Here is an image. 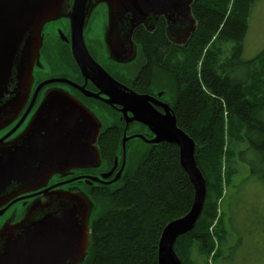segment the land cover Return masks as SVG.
<instances>
[{
  "label": "water",
  "instance_id": "1",
  "mask_svg": "<svg viewBox=\"0 0 264 264\" xmlns=\"http://www.w3.org/2000/svg\"><path fill=\"white\" fill-rule=\"evenodd\" d=\"M195 2L0 0V264H85L92 246V221L99 210L83 186L63 187L79 181L88 186L114 185L125 170L126 144L131 139L126 137L122 142L124 162L114 179L109 181L118 168L119 154L109 172L74 177L79 171L102 169L98 142L109 124H103L89 108L63 91L47 93L21 129L34 98L26 114L6 133L28 103L34 71L41 66V51L53 33V24L69 22L74 49L75 45L80 48L74 55L82 61L84 71V29L95 11L99 12L95 25L102 27L109 58L128 63L137 55L133 41L136 29L143 27L152 34L162 19L168 40L185 47L198 30ZM98 68L93 81L108 90L107 104H119L117 96L126 90V107L136 117L133 107L146 97L121 87ZM145 114L150 119L145 123L156 135L149 143L179 148L180 165L194 189L190 211L164 228L158 246V264H183L175 245L199 222L208 182L196 160L197 144L179 128L176 117H157L151 111ZM61 179L68 180L49 186Z\"/></svg>",
  "mask_w": 264,
  "mask_h": 264
},
{
  "label": "trees",
  "instance_id": "2",
  "mask_svg": "<svg viewBox=\"0 0 264 264\" xmlns=\"http://www.w3.org/2000/svg\"><path fill=\"white\" fill-rule=\"evenodd\" d=\"M256 1L196 0L193 14L198 30L181 49L168 48L162 28L152 36L138 34L150 60L144 80L152 76L154 66L176 77L179 127L196 142V160L208 182L199 222L175 245L183 264L194 262L195 248L205 259L216 257L225 239L222 230L224 238L217 239L215 246L213 238H217L218 225L212 228L223 197L221 171L228 154L226 127L240 148L247 141L257 150L256 157L264 158V52L253 60L258 64L251 71L244 68L239 81L228 69L241 62ZM211 96L213 103H209ZM98 146L102 169L77 174L95 175L110 169L121 154L118 130L109 127L100 136ZM82 186L99 210L92 221V246L85 264H158L164 228L185 216L194 200L193 186L180 165L179 148L169 144L129 158L122 178L114 185Z\"/></svg>",
  "mask_w": 264,
  "mask_h": 264
},
{
  "label": "flooded vegetation",
  "instance_id": "3",
  "mask_svg": "<svg viewBox=\"0 0 264 264\" xmlns=\"http://www.w3.org/2000/svg\"><path fill=\"white\" fill-rule=\"evenodd\" d=\"M98 16L99 12L95 11L84 29V44L87 50V57L82 59H87L83 63L84 71H82V67L80 66L82 61L79 60L78 62V59H76L74 55L75 50L80 48L75 45L74 49L69 22L66 23L63 21L53 24V33L51 37L48 38L41 51V66L34 71V84L31 89L28 103L19 119L6 131V133L14 128L22 119L30 108L34 98V104L31 106L30 113L21 129H23L24 125L30 120L31 116L37 110L42 98L47 93L55 90L63 91L89 108L103 124L107 123L109 127L117 129L121 136V142L125 137L127 139L131 138L126 145V169L128 159L130 158V160H132L134 155H137L138 152L158 150L160 147L169 144L162 143L160 145H154L149 143L156 138V135L150 125L145 123L150 122V119L145 114L146 111H151V113L157 117H165L167 114L175 116L178 126L180 125L176 112L179 99V86L176 84V77L174 74L166 71V69L154 66L153 70H151L152 76L150 77L149 75V79L144 80L143 76L150 66V60L144 43L138 39V34L152 36L162 28L166 41L169 44L168 48L181 49V47L173 45L168 40L166 36V22L162 19L152 34L148 33L143 27L136 29L133 41L137 49V55L134 61L128 63L115 62L109 58L106 52V44L102 35L103 31L101 25H95V20ZM93 62L108 76L112 77L121 87H127L138 96L146 97L145 102H141V105L136 104L133 107V109L138 112L136 117L133 110L128 111L126 107V90H124L123 94L121 93L122 96H117L119 104H114L113 106L107 104L106 101L110 98L107 94L108 90L106 89L105 91L102 85H97L93 81L96 77L94 71H97L98 68ZM53 80L55 81L51 82ZM46 82L49 83L43 85ZM40 86L42 87L38 89ZM120 88L118 87L119 90ZM205 92L209 94L208 91L205 90ZM211 98L209 103H213V96H211ZM117 158L119 161L118 168L109 181L114 179L117 172L121 169L124 162V152L122 151L121 158L120 155ZM114 163L107 171H99L95 175L79 173L74 177L97 176L109 172L113 168ZM67 180L68 179L57 180L49 183V186ZM82 184H84V181L68 184L63 188L67 189L69 187L82 186Z\"/></svg>",
  "mask_w": 264,
  "mask_h": 264
},
{
  "label": "rangeland",
  "instance_id": "4",
  "mask_svg": "<svg viewBox=\"0 0 264 264\" xmlns=\"http://www.w3.org/2000/svg\"><path fill=\"white\" fill-rule=\"evenodd\" d=\"M245 36L241 62L228 66L237 81L244 76V68L249 71L258 64L253 60L264 52V0L255 2ZM198 64L201 69L202 59ZM122 142L121 154L124 152ZM226 143L228 154L223 159L221 171L223 197L212 228L218 225L217 238H213L215 246L217 239L224 238L222 230L225 239L216 257L205 259L195 248L192 264H264V158L256 157L257 150L247 141L240 148L228 127Z\"/></svg>",
  "mask_w": 264,
  "mask_h": 264
},
{
  "label": "bare ground",
  "instance_id": "5",
  "mask_svg": "<svg viewBox=\"0 0 264 264\" xmlns=\"http://www.w3.org/2000/svg\"><path fill=\"white\" fill-rule=\"evenodd\" d=\"M188 261V260H187Z\"/></svg>",
  "mask_w": 264,
  "mask_h": 264
}]
</instances>
